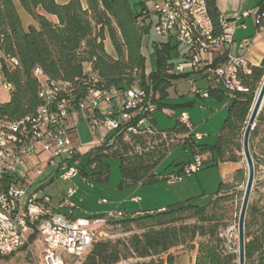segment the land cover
Returning <instances> with one entry per match:
<instances>
[{"label": "trees", "instance_id": "1", "mask_svg": "<svg viewBox=\"0 0 264 264\" xmlns=\"http://www.w3.org/2000/svg\"><path fill=\"white\" fill-rule=\"evenodd\" d=\"M18 2L37 21L38 27L24 28L14 0H0V72L12 84L9 99L0 102V124L4 120H19L37 112L41 104V83L34 74L37 67L48 82L71 83L76 97L86 93L91 73L98 76L99 87H112L120 95L136 82L156 104V110L167 108L165 100L173 80L188 75L174 71L171 50L176 45H172L170 40L153 42V67L150 73H146V58L141 48L151 25L138 23L142 14L131 6L129 0ZM207 5L215 30L219 32L216 0H207ZM259 8H264V0H261ZM47 15L55 16L56 21ZM106 38L114 48L115 57L105 50ZM11 58H16L18 64L12 63ZM246 66L248 72L240 71L245 90L236 91L231 98L228 114L213 144L197 141L180 119L168 131L153 128L152 112L148 117L150 125L147 124L151 132L138 133L125 128L116 133L109 132L101 144L88 151L87 164L96 169L103 155L118 157L122 176L120 186L166 179L165 175L156 172V168L172 149L167 141L171 137L170 140L182 138L180 144L189 147L193 156H200L203 164L239 162L240 156L234 150L242 149L238 138L245 128L264 77V56L259 65ZM90 114L101 113L95 108ZM261 125L264 126V103L249 137L255 169L264 158V150L256 153L253 143ZM125 136H128L127 141ZM148 136L154 140L166 137L155 145H148ZM204 155L205 158L202 157ZM92 176L101 180L107 177V173L104 169L92 173ZM233 178L235 182L243 181V168L236 169ZM9 183V177L5 178V186ZM233 188V183L222 181L207 204L198 205L190 198L164 209L111 220L113 224H120L123 231H132L131 235L115 241H94L82 264H176L170 251L180 246L196 248L194 264H238L237 252L228 249L227 238L222 235L228 225L223 206L232 199ZM196 238H200L197 244ZM244 239L245 264H264V205L248 203Z\"/></svg>", "mask_w": 264, "mask_h": 264}, {"label": "built area", "instance_id": "2", "mask_svg": "<svg viewBox=\"0 0 264 264\" xmlns=\"http://www.w3.org/2000/svg\"><path fill=\"white\" fill-rule=\"evenodd\" d=\"M154 1L152 11H141L142 16L138 23L151 25L152 15H155V32L174 38L188 48L186 59L175 65V71L183 72L186 68L203 71L206 79L219 84L229 97H233L236 91L245 90L240 80V71H249L245 59L230 53L231 43L227 39L229 33L226 31L228 21L220 14L219 32H216L207 0ZM255 21L258 27L264 29V8L256 11ZM241 26L244 27L243 24ZM250 45V39L241 42L242 47L248 48ZM221 47L226 50V59L220 65H213L209 54ZM10 61L18 64L16 58H11ZM150 72V69H146V73ZM34 74L41 83V104L37 112L19 120H4L0 124V256L14 253L28 244V231L34 226L42 237L43 249L37 257L32 252V264H78L90 251L94 241L106 236L102 228L111 220L125 214L116 208L103 215L68 218L54 211L51 206L40 208L34 197L29 198L24 207V183L28 177L26 171L19 170L18 167L23 165L26 168H35L36 173L40 174L41 168L27 162L24 165L25 158L45 152L49 156V165L54 166L55 159H60L56 176L70 180L79 173L76 167L79 151L70 138L75 130L74 125L69 122L71 113L83 114L93 128H102L106 134L116 133L121 128L141 133L151 132L147 126L148 117L157 106L145 89L136 82L120 95L112 87H99L98 76L91 73L86 93L76 97L71 83L48 82L38 67ZM0 89L9 94L12 90V84L5 79L2 72ZM193 92L196 93L197 89ZM201 95L206 98L208 92L204 91ZM101 104L105 105L103 109L100 108ZM95 108L100 110V115L90 114ZM179 119L191 129L189 116L185 112L180 114ZM202 137L200 133L194 134L197 140ZM202 165L201 157L194 156L179 172L165 177L171 181H180L184 176L199 171ZM7 177L10 183L5 186L4 179ZM74 191L69 188L68 195H72Z\"/></svg>", "mask_w": 264, "mask_h": 264}, {"label": "rangeland", "instance_id": "3", "mask_svg": "<svg viewBox=\"0 0 264 264\" xmlns=\"http://www.w3.org/2000/svg\"><path fill=\"white\" fill-rule=\"evenodd\" d=\"M15 1L18 10L22 12V15L23 13L24 15H29L20 5L18 0ZM154 2V0H129L131 6L138 12L143 10L152 11ZM156 20V16L152 15L153 23L151 24L149 33L147 34L149 41L148 53L153 51L154 41H166L169 39L168 36H161L155 32L153 24ZM171 40L173 44H176L174 38H171ZM106 45L107 48L110 49V42L108 39L106 41ZM177 47L180 50L186 49L183 44H179ZM211 83L212 81H208L206 78H201L198 73H192L188 80H185L182 77L174 79L173 84L168 89L169 96L165 100L168 104L167 109L156 110L153 113L156 118L154 128L164 131L172 129L175 126L181 112L184 111L188 116H190L191 119L189 122L194 124L195 130L203 135L202 140L199 142L213 144L228 114V109L226 107L227 100H220L213 97L205 99L193 92L194 89H197V92L201 95L204 91H206L207 86ZM9 97V93L0 89V102L7 101ZM69 122L75 127L74 132L70 134L71 142L73 146L78 148L79 151V161L76 163V167L79 171L87 173V179L84 178L81 172H79L76 178L69 181H63L56 175H53L54 178L49 180L51 174H53V172H55V170L59 167L57 164L58 160H55L56 166L48 165L47 161L49 156L45 152H41L39 159L36 158V156H34L33 159L35 161L34 164H37V167L44 170V176L46 178L44 177V179L37 182L33 186V189H37L39 197L44 194L51 196L54 205H57L62 199H68L74 201L78 204V206L92 209L99 207L98 201L101 198H105L108 201L117 200L115 198L117 196H122L124 191L127 189V187L119 185L122 179L119 168V158L110 155H103L101 157L100 165L97 166L96 169H92L87 164L88 151L93 146L102 143L101 140L105 136L106 131L102 128H93L88 123L84 115L77 112L69 115ZM241 132L242 134L238 139L242 144L244 127ZM165 137L161 136V138L154 140L150 139L151 136H148V145H155L159 143L161 139H165ZM171 138L167 139L170 144V148L176 144L178 145L174 146L170 150V153L159 163L157 166V173L165 174L163 172L166 170H173L174 163L176 164L185 161L188 156L192 155L189 147L185 148L183 144H180V140L182 138H174L173 140H170ZM124 139L127 141L128 136H125ZM112 141L113 140H110V142ZM253 143L256 153L264 150L263 125L259 127V134L254 139ZM234 152L240 156L238 163L240 168H243L244 170V180L235 182L233 178L234 173L227 180L228 182L234 184V188L232 189V193H234L232 199L223 206L222 212H224L228 225L222 231V235L227 238L226 244L228 249L237 252V220L245 188L247 171L245 160L242 155V149L241 151L234 150ZM227 156L228 154H226V157ZM202 157L205 158V155ZM261 159V164L256 169L254 167V181L249 199V203H256L259 206L264 205V158ZM104 169L107 173L106 178L101 180L93 178L92 173ZM29 173L31 176H35V171L30 170ZM188 180L190 182L186 186H183ZM221 180L222 177L219 167L215 164L205 162L199 171L192 173L189 176H184L182 181L175 182L168 179H160L152 183L141 184L144 186L143 189L147 188L148 190L141 192L140 194L141 196L150 198L153 202H167L168 200H173V193L176 192L180 195L178 198L182 199H174V202H176V200H186L192 197V201L194 203L204 205L211 200L213 194L217 191ZM69 188H72L75 191L79 188L77 197L71 199L67 197ZM33 189H29L27 196ZM78 198L80 201H78ZM102 230L106 233V236H103L100 239H110L112 241H115L116 239H126L132 233V231H123L120 224H113L111 222L107 223ZM36 237H38V234H36ZM198 241H200V238L195 239V244H197ZM177 250L180 252L184 250V255L189 256L192 252V247L182 246ZM32 252L36 255V257L39 255V251L36 249L34 244H26L23 248L14 252L8 258H0V264H32ZM163 257H165V255H163ZM84 258L78 264H82Z\"/></svg>", "mask_w": 264, "mask_h": 264}, {"label": "crops", "instance_id": "4", "mask_svg": "<svg viewBox=\"0 0 264 264\" xmlns=\"http://www.w3.org/2000/svg\"><path fill=\"white\" fill-rule=\"evenodd\" d=\"M67 1L68 0H56V2H58V3H65ZM84 2H85V0H84ZM260 2H261V0H216V7H217L219 14L228 21L226 31L229 33L227 39L231 43L230 53H232L234 55L243 56L245 59L246 65L247 64L259 65L263 59V56H264V29L258 27L256 24V21H255V13L257 10L260 9L259 8ZM14 3L16 5L15 0H14ZM16 9H17L18 14L21 18V21H22L24 28H28L31 25L34 27H38L37 21L34 20L30 15H26V14L24 15V13L22 15V12H20L18 10L17 6H16ZM243 13H247V15H243ZM47 16L52 21H56L55 16H52V15H47ZM242 24L244 25V27L241 26ZM107 39L108 38H106L104 41L105 50L109 55H111L112 57H115V51H114V48H113L109 39L108 40L110 42V49L107 48V45H106ZM244 39H250L251 40V45L248 48L241 46V42ZM168 40L171 41L172 45H176L171 50V54L173 56V61L175 62V65L181 61H184L188 55V48L184 45L186 47V49L180 50L177 46L181 43H179L175 40L176 44H173L171 38H169ZM148 46H149L148 37H147V35H145L143 38V41H142L141 50H142L143 55L146 58L145 67L147 70L150 69V71H151L152 67H153V57H152V52L148 53ZM209 59L211 60L213 65L222 64L226 59V50L223 47H221V48H218V49L212 51L209 54ZM184 72L188 73V75L184 78L185 80H188L192 73H198L201 78H206L205 72L193 71L190 68H186L183 72H177V73H184ZM212 83L209 84L206 88V91L208 92V97H206L205 99H208L210 97L220 99V100L226 99L227 100V106H228L232 97H229L228 95H226L223 88L219 84L215 83L214 81H212ZM172 84H173V82H172ZM168 92H169V90H168ZM196 94H198L200 97H202V95H200L198 92H196ZM202 98H204V97H202ZM104 107H105L104 104L100 105L101 109H103ZM164 109H167V108H163L162 110H164ZM182 112H184V111H182ZM151 116H152L151 118L153 119V122H154V123L151 122V124L153 123L152 127L154 128V124L156 123V118H155L154 114ZM190 119L191 118L189 116V120ZM189 124L191 126L190 131L193 134L200 133V132H197L195 130L194 124H191L190 122H189ZM148 125H150L149 124V118H148ZM202 138L199 140H197V139L196 140L200 141V140H202ZM176 145H178V144H176ZM176 145H174V146H176ZM40 155H41V152L25 158L24 165H26V162H27V163H31V165H34L35 167H37V164H34L35 161H34L33 157L36 156V158L39 159ZM193 157H194L193 155H190V156H188L187 160L182 161L180 163H176V164L174 163L173 164V166H174L173 170H166L165 172H163L165 174H162V175H168V174H173V173L179 172L186 163L190 162L193 159ZM55 160H58L57 164L59 165L60 159L56 158ZM47 164H48V162H47ZM55 164H56V161H55ZM215 165H217L220 169V173H221V177H222L221 182L227 181L232 176L234 171L236 169L240 168V165L238 162H230V161L216 162ZM54 166H56V165H54ZM18 168H19V170H25L27 173V177H28V180H25V183H24L26 190H25V194L23 197V206L26 207L28 199L31 197H34L37 205L40 208H43L44 206H51V208L54 211L64 215L65 217H68V218L87 217V216H91V215H103V214L107 213L108 211L116 209V208L122 210L125 215H137V214L143 213L144 211H153L156 209H164L168 205H171V204L176 203V202L184 201V199H183V200H176V202H174V199H182V198H178L180 195L175 192V193H173L174 194V196L172 197L173 200H168L167 202H158V201L153 202L150 198H148L146 196H141V194H140L141 192H145L148 190L147 188L143 189L144 188L143 185H141V184H127V185H123V186L127 187V189L124 191L122 196H119V197L117 196L115 198L117 200L108 201L105 198L99 199V201H98L99 207H95V208L90 209L87 207L78 206V204H76L74 201L68 200V199H62L57 205H54L51 196L44 194V195L39 197L37 189H33V186L37 182H39L41 179H44V177H45L44 176V170L42 169V172L40 174H38V173H36L35 168H30V167L26 168L23 165H20ZM30 170L35 171L34 177L31 176V174L29 173ZM56 171H57V169L55 170V172H53V174H51V176L49 177L50 178L49 180H52L54 178V176L56 175L55 174ZM79 172H81L82 175L84 176V178L87 179V173L86 172H82V171H79ZM156 172H157V168H156ZM77 176H78V174L73 178H76ZM72 179H70V180H72ZM61 180H63V179H61ZM182 180H183V178H182ZM182 180H180V181H182ZM63 181H69V180H63ZM175 182H179V181H175ZM189 182H190L189 180L186 181V183L183 186H186ZM119 185H120V183H119ZM29 189H33V190L27 196V192L29 191ZM78 193H79V188L76 191H74V193L70 196L67 193V197H69L70 199L77 197ZM188 195H190V194H188ZM181 197H183V196H181ZM135 198H138V199L136 200ZM45 199H48V201H45ZM103 199H105L106 201L105 202L102 201ZM188 199H190V198H188ZM78 201H80L79 198H78ZM171 201H173V202H171ZM36 234H38V237H36ZM32 236H33V238L30 240V238ZM27 240H28V244L32 243L35 245V247L39 251V253L42 251L43 240H42V237L39 234V232L34 228V226H32V228L28 231ZM178 248L179 247H175V248L171 249V251H170L172 253V255L174 256L175 263L176 264H194L195 256H196V248L192 249V252L189 254V256L184 255V250L181 252L179 250H177ZM12 254L13 253L6 255L7 257L6 256H0V258H8ZM180 254H182V255H180Z\"/></svg>", "mask_w": 264, "mask_h": 264}, {"label": "water", "instance_id": "5", "mask_svg": "<svg viewBox=\"0 0 264 264\" xmlns=\"http://www.w3.org/2000/svg\"><path fill=\"white\" fill-rule=\"evenodd\" d=\"M263 102H264V77L256 93L253 105L251 107L250 115L246 121V125L242 136V155L246 164L247 177H246L245 188L243 191V197H242L241 206L238 214V220H237L238 264H245L244 221H245L246 211L254 181V161L250 152L249 137L252 129L255 126V121L262 107Z\"/></svg>", "mask_w": 264, "mask_h": 264}]
</instances>
